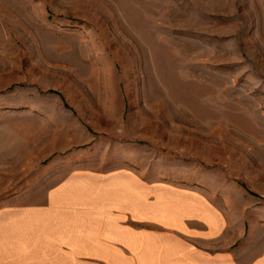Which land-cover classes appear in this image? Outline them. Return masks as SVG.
Wrapping results in <instances>:
<instances>
[{
  "label": "rangeland",
  "instance_id": "rangeland-1",
  "mask_svg": "<svg viewBox=\"0 0 264 264\" xmlns=\"http://www.w3.org/2000/svg\"><path fill=\"white\" fill-rule=\"evenodd\" d=\"M191 190L264 207V0H0L5 264H146L109 205Z\"/></svg>",
  "mask_w": 264,
  "mask_h": 264
},
{
  "label": "crops",
  "instance_id": "crops-1",
  "mask_svg": "<svg viewBox=\"0 0 264 264\" xmlns=\"http://www.w3.org/2000/svg\"><path fill=\"white\" fill-rule=\"evenodd\" d=\"M189 192L187 203H175L166 207L150 203L140 204L136 210V206L129 203L109 205L118 214L108 215L117 221V224L112 225L115 230L109 235L108 242H118L129 247L124 248L125 252H128L126 249L133 250L132 243L136 244V253L141 260L147 261L146 264H152V261L155 264H168L165 261L171 264H264V214H260L264 213L263 206L256 212L252 209L250 216L239 217L237 222L240 229L231 244L233 239L228 237L227 212L219 205L196 203L193 194L195 191ZM122 212L123 215L120 214ZM137 213L141 218L172 229L173 234H169L171 237H159L162 232L134 233L122 220ZM3 228L4 220L0 219V236L3 235ZM1 251L0 247V253ZM0 264H5L1 255Z\"/></svg>",
  "mask_w": 264,
  "mask_h": 264
}]
</instances>
